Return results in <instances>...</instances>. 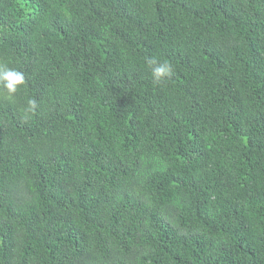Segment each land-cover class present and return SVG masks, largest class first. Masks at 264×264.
I'll return each instance as SVG.
<instances>
[{
	"label": "trees",
	"instance_id": "obj_1",
	"mask_svg": "<svg viewBox=\"0 0 264 264\" xmlns=\"http://www.w3.org/2000/svg\"><path fill=\"white\" fill-rule=\"evenodd\" d=\"M0 68V264H264V0H0Z\"/></svg>",
	"mask_w": 264,
	"mask_h": 264
},
{
	"label": "clouds",
	"instance_id": "obj_2",
	"mask_svg": "<svg viewBox=\"0 0 264 264\" xmlns=\"http://www.w3.org/2000/svg\"><path fill=\"white\" fill-rule=\"evenodd\" d=\"M150 64H157V62L152 59L149 61ZM171 72V67L167 63L160 64L153 69V76L157 82L161 80L162 77L169 75ZM25 83L24 75L22 72L8 69L0 68V85L9 93V95L14 94L18 91L19 87ZM31 108H35L36 102L34 100L29 101Z\"/></svg>",
	"mask_w": 264,
	"mask_h": 264
}]
</instances>
